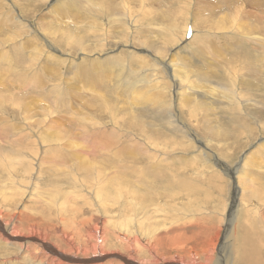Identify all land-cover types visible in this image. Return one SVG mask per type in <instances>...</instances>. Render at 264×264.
Instances as JSON below:
<instances>
[{"label": "rangeland", "instance_id": "1", "mask_svg": "<svg viewBox=\"0 0 264 264\" xmlns=\"http://www.w3.org/2000/svg\"><path fill=\"white\" fill-rule=\"evenodd\" d=\"M0 215V264H264V0H0Z\"/></svg>", "mask_w": 264, "mask_h": 264}, {"label": "bare ground", "instance_id": "2", "mask_svg": "<svg viewBox=\"0 0 264 264\" xmlns=\"http://www.w3.org/2000/svg\"><path fill=\"white\" fill-rule=\"evenodd\" d=\"M138 1V0H137ZM111 3V2H110ZM110 3H108L107 4V7H106V13H110L112 10H113V8L111 9V6H110ZM118 6H120V5H118ZM130 10H131V7H130V5H129V3L128 2H123L122 3V11H123V13L124 14H128L129 13V15L131 14V12H130ZM119 11V8L117 7V10H116V12H118ZM103 13H104V11H103ZM122 13V14H123ZM128 18V17H127ZM129 20H130V18H129ZM153 54H151V56H152ZM170 79H172V81L176 84V81H175V78L173 77V75H171L170 76ZM35 80V79H34ZM21 130H22V132H23V130H27L26 128H21ZM16 131H18V130H16ZM21 132V133H22ZM53 137H58V138H62L63 137V134L62 133H57V134H55V135H53ZM69 146H77V144H70ZM73 148V147H72ZM110 173V172H109ZM113 176H114V178H116V174H113ZM85 184H88L89 185V183L87 182V183H85ZM120 193V191L119 190H111L110 192H109V194L110 195H112V196H117L118 194ZM13 206H15V205H13ZM22 217H23V214L21 213V212H19L18 214H16L15 216H14V218H13V220H14V222H13V225L15 226H12V228L13 229H15V230H18L20 227H19V225H18V223L19 222H21V220H22ZM65 218V217H64ZM61 220V219H60ZM66 220V219H65ZM77 222V221H76ZM75 222V223H76ZM86 222L84 221V223L82 222L81 224H85ZM9 224H11V223H9ZM62 224V223H61ZM8 226V224H7V222L5 221V218H4V216H2V215H0V231H3V230H5L4 229V227L5 226ZM68 225V224H67ZM70 226V225H69ZM103 226V225H102ZM61 227V226H60ZM101 227V226H100ZM31 228L32 229H35L36 228V225L35 224H33V225H31ZM95 228H96V226H95ZM64 229V228H63ZM101 229V228H100ZM99 229V230H100ZM22 229H20V231H21ZM62 229L60 228V231H61ZM69 230V229H68ZM97 230V229H96ZM59 231V232H60ZM94 231V230H93ZM98 231V230H97ZM96 231V232H97ZM4 232V231H3ZM9 232H12V231H9ZM68 232V231H67ZM74 232H75V234L77 233L75 230H74ZM74 232H72V233H74ZM80 232V231H79ZM78 232V233H79ZM104 232H105V229H104ZM0 233H2V232H0ZM13 233H15L16 235H13V236H17V235H20L19 233L20 232H16V231H14ZM70 233V231L68 232V234ZM72 233H70V234H72ZM89 233V232H88ZM98 233H99V231H98ZM66 234V233H65ZM64 234V235H65ZM82 234V233H81ZM93 234V233H92ZM11 235V234H10ZM73 235V234H72ZM102 235V234H101ZM12 236V237H13ZM69 236V235H68ZM81 236V235H80ZM104 236V235H103ZM2 237V236H1ZM5 237V236H4ZM64 238H66L67 236H63ZM71 237V236H70ZM83 237V236H82ZM87 237H90V236H88L87 235ZM86 237V238H87ZM104 238V237H103ZM102 238V239H103ZM11 239V238H10ZM88 239V238H87ZM2 240H3V237H2ZM85 240V239H84ZM5 241V240H4ZM106 241V240H105ZM43 243V242H42ZM89 244V243H88ZM40 245V244H39ZM44 245V244H43ZM41 247V246H40ZM38 248V247H37ZM96 247H95V245H91L90 244V249L91 250H94ZM45 249V248H44ZM97 250V249H96ZM58 252V251H57ZM247 252H248V254H247V264H261V259H260V252H259V250H258V247L256 246V245H250V244H248L247 245ZM59 255V254H58ZM58 257V256H57ZM66 257V256H65ZM55 258V257H54ZM61 258V257H60ZM59 258V259H60ZM96 259V258H95ZM58 260V259H57ZM69 260V259H68ZM81 260V259H80ZM97 260V259H96ZM91 261V260H90ZM93 262V261H92ZM100 263V262H99ZM132 263V262H131ZM55 264V263H54ZM61 264V263H60ZM63 264H68V263H66V262H64ZM136 264V263H135Z\"/></svg>", "mask_w": 264, "mask_h": 264}]
</instances>
